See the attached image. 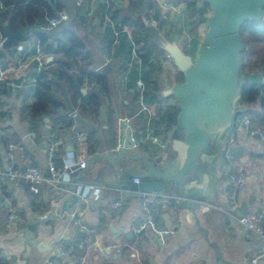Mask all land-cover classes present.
Masks as SVG:
<instances>
[{"label": "crops", "instance_id": "1", "mask_svg": "<svg viewBox=\"0 0 264 264\" xmlns=\"http://www.w3.org/2000/svg\"><path fill=\"white\" fill-rule=\"evenodd\" d=\"M61 1L70 14V21L63 27H72L86 42L87 51L91 54L90 69L96 72L109 69V91L97 111L87 106L85 113L73 104L69 95L59 97L66 107L60 113L71 114L74 126L60 127L57 137L61 138L62 144L56 153V168L64 169L83 158L89 162L84 170L71 175V182L65 188L61 190L45 183L36 195L27 184L0 182V252L12 264H50L56 258L59 244L65 242L72 248L60 257L59 264H254L252 260L263 248L264 238L246 231L238 218L240 214L259 212L264 208V138L251 134L244 126H238V122L242 111L259 110L260 103L242 104L239 96L235 101V109L241 111L237 121L224 129L211 124L210 144L196 154L190 170L180 181L178 175L188 156V138L192 142L197 138L190 135L185 121L179 123L181 109L175 98L164 95L182 83L178 81L180 75L184 77L167 54L166 47L178 46L186 55L193 54L199 60L204 37L209 31L206 21L219 0L198 2V8L209 6L210 15L198 29L200 37L197 42L191 43L192 47L198 45L196 51L189 49L190 43L185 38L188 28L185 23L186 3L157 0L161 17L156 20L152 15L144 20L150 42L166 54L162 61L163 71L153 75L158 83L161 104L163 109H178V114L175 124L161 123L156 128L162 130L158 135L162 146L149 141L148 147H141L137 141L136 146L126 153L117 150V146L123 142L121 137L127 128L132 130L134 138L135 130H140L138 98L135 95L138 89L129 88L127 80L122 78L127 58L125 51L116 46L111 56L106 54L104 34L106 26L111 23L109 19H103V15L109 3L91 0L88 10L84 11L90 24L85 28L75 14V0ZM246 5H252V1ZM260 8L263 17L257 23L264 20V6ZM61 27L51 31L54 37L60 38ZM132 31L124 28L126 39H132ZM242 41L245 49L243 37ZM32 43L30 36H23L16 44H0V57L7 77L14 83V88L0 90L1 107L5 113L0 120V128L5 129L15 147L9 149L2 143L0 131V165H32L48 176V146L55 136L53 122L51 117H46L37 130L32 129L29 108L35 102L33 83L43 72L50 76L51 81H56L54 70L57 67L53 57L45 53L39 56ZM242 53L239 81L243 89L246 83H250V76L243 73ZM38 57L42 66L37 61ZM17 80H22L19 85ZM86 88L85 84L83 95L88 93ZM139 98L143 101L141 95ZM206 107L203 104L198 112L201 128L208 115ZM149 108L152 118L159 119L157 106ZM124 119L130 120L128 126L123 123ZM77 130H85L91 135L96 143L95 153L87 151V137L81 139L74 135ZM230 148L241 150V153L223 158L222 154ZM241 174L244 182L243 188L239 189L233 178ZM134 175H147L149 180L163 182L164 190L156 194L177 198L187 194L190 204L180 206V202L175 200L164 204L155 216L157 230L148 228L137 232L136 228L145 222V214L139 199L122 186V181ZM76 191L83 192L80 202L64 205L65 200H73ZM120 196L125 199V204L116 211L112 203ZM232 196L236 198L237 210L231 209ZM52 206L57 207L56 217L48 225H39L34 244L20 236L33 216L51 211ZM11 215L13 218L10 220ZM75 219L80 220L87 231L77 228ZM80 232L85 236L79 238ZM116 246L122 247V253H117ZM257 264H264V261Z\"/></svg>", "mask_w": 264, "mask_h": 264}, {"label": "trees", "instance_id": "2", "mask_svg": "<svg viewBox=\"0 0 264 264\" xmlns=\"http://www.w3.org/2000/svg\"><path fill=\"white\" fill-rule=\"evenodd\" d=\"M81 1V6H78ZM109 6L106 7L103 19H109L111 25H107L104 38L106 40V54L111 56L112 49L118 47L124 50L127 58L124 64L123 79L127 80L129 88L135 89L140 73L133 61V48L136 46L138 56L143 62L144 69L141 78L146 87L143 101H140L138 91L135 95L138 98V120L140 130H135V138L141 147H148L150 142L146 139L149 132L158 136L162 130H156L161 123L173 125L176 123L178 109L167 107L163 109L161 99L158 95V83L154 81V73L163 71L162 61L166 58L165 52L155 47L150 42L149 33L145 28L144 20L153 15L157 20L161 17L160 6L157 0H106ZM172 1V0H171ZM200 0H174L175 4L182 2L187 5L185 23V38L191 43L197 42L200 37L198 29L205 23L210 15L209 6L204 5L198 8ZM91 0H75L77 10L75 14L80 18L81 24L87 28L90 24L86 21L87 15L84 11L89 7ZM4 9H0V42L2 37H6L5 30L12 33L21 32L24 37H31L33 42H40L42 52L54 58L56 70L54 75L56 81H51L50 76L44 72L38 76L33 83L32 89L35 93V102L29 108L31 118V128L37 130L41 122L46 117H51L53 122V133L58 136L60 127L71 128L74 126V119L71 114L60 113L66 107L59 97L69 95L73 104L80 107V111L87 112V106L94 111L101 106L105 94L109 91V69L102 72L90 69L91 54L87 51L86 42L81 35L72 27H61L59 37H54L53 32H44L42 27L47 23V17H53L59 12L66 11L61 0H0ZM125 27L133 29L132 39H126L123 33ZM119 32L117 38L115 33ZM241 35L244 40L245 49L242 53V70L244 75L262 73L264 77V20L261 22L246 21L241 27ZM118 39V42H116ZM193 55V54H192ZM148 68V70H147ZM179 82L184 81L182 75ZM87 86L88 93L83 95L82 88ZM4 88V86H2ZM260 103L259 110H244L242 116H247L251 120L252 129L262 128L264 130V82L262 84L246 83L241 93V103L250 105ZM0 101V120L4 117L3 107ZM143 105L151 107L157 106V116L155 119L143 110ZM3 130V132H2ZM1 141L9 149L12 138L8 137L5 129L0 128ZM74 133V132H73ZM83 133L88 140V152H96L95 141L85 130H77L74 135ZM146 141V142H145ZM117 146V145H116ZM18 167V166H15ZM59 167V166H58ZM161 209V208H160ZM160 213V210L158 214ZM157 220V217H156ZM157 222V221H156ZM67 249L71 250V245L62 242ZM125 254V253H124ZM56 257L54 260H59ZM0 264H12L0 252Z\"/></svg>", "mask_w": 264, "mask_h": 264}, {"label": "water", "instance_id": "3", "mask_svg": "<svg viewBox=\"0 0 264 264\" xmlns=\"http://www.w3.org/2000/svg\"><path fill=\"white\" fill-rule=\"evenodd\" d=\"M250 1H252V5H246ZM261 6H264V0H219L213 6L211 17L206 21L209 31L204 37L199 60L194 55H186L180 47L175 45H168L165 49L178 70L184 74V82L167 90L164 95L175 98L181 109L179 123L185 121L190 135L197 138L196 142H192L191 138H188V156L178 175L180 181H183L185 174L190 170L196 154L210 144L209 127L211 124L214 123L219 126L218 128L224 129L233 125L241 114V111L235 109V101L241 96L242 91L239 81L241 53L244 50L241 27L246 21L261 20L263 17ZM5 33L7 37L5 44H16L23 38L21 32L12 33L6 29ZM197 47L198 45H194L192 50L196 51ZM21 81L17 80L16 84L19 85ZM249 82L259 85L264 82V78L260 73L252 74L249 77ZM203 104L207 106L208 115L204 121V127L201 128L198 122V112ZM215 111H218L219 114L216 115ZM211 114H215L216 117L215 115L211 117ZM121 138H123V146L119 150L121 153H126L136 146L130 128L125 130ZM235 153H241V150L230 148L222 154V157L225 158L226 155ZM25 169L24 167L23 170ZM152 174L161 177L157 172L152 171ZM48 176H51L50 172H48ZM136 178L140 180L139 184L133 182ZM122 186L125 189L145 193H158L164 190L163 182L149 180L147 175H134L130 179L122 181ZM76 193L73 200H65L64 205L80 202L83 192L76 191ZM181 197L180 206L190 204L187 194L183 193ZM56 210L57 207L52 206L51 211L33 216L20 236L34 244L38 237L39 225L51 223L56 217ZM242 212L245 213V210ZM84 236V232L78 234L79 238Z\"/></svg>", "mask_w": 264, "mask_h": 264}, {"label": "built area", "instance_id": "4", "mask_svg": "<svg viewBox=\"0 0 264 264\" xmlns=\"http://www.w3.org/2000/svg\"><path fill=\"white\" fill-rule=\"evenodd\" d=\"M77 5L81 6V1H78ZM0 9H4V6L1 3H0ZM87 10L88 8L85 11ZM46 20L47 23L42 27V30L44 32H51L57 28H60L61 26H65L70 21V14L67 11H62L53 17H47ZM115 35L118 38L120 33L116 32ZM6 40L7 37H2L0 44L5 43ZM32 47L36 49L39 56L43 54L39 41L33 42ZM136 49L137 48L134 45L132 64L137 66V69L140 73V77L137 80L136 86L138 91L140 92V95L143 97L146 85L141 78V73L144 69V66L141 58L138 56ZM37 61H39L40 62L39 65L42 66V60L40 57L37 58ZM2 86H4L6 90H9L14 88V83L12 82L11 79L7 77L6 69L4 67V62L0 57V90ZM143 110L146 111L152 117V112L149 107L143 105ZM123 123H126V125L128 126L130 120L124 119ZM238 126H244L250 131L251 134H258L264 138V130L262 128L252 129L251 120L247 116L240 118L238 122ZM79 137L81 139L86 138V136L83 133H80ZM146 139L152 142L153 144L162 146L160 137L156 135H152L150 132ZM133 141L135 144H137V140L134 137H133ZM61 144H62L61 138L57 137L56 135L49 142L48 167L51 176H47L42 169L32 165L25 166L26 169L23 170L24 167H15V165L7 163L4 165H0V182L27 184L29 186L30 191L36 195L40 193V190L45 183H48L53 187L62 190L63 188L66 187L67 184L71 182V175H73L74 173L80 170H84L87 167L88 159L83 158L79 160L77 163H70L66 165L64 169L56 168L55 165L56 153L58 150V146ZM122 146H123V142L120 141L117 146V150H120ZM13 148L15 149L14 146H10V149ZM87 149H88V144H87ZM233 180L237 183L239 189L243 188V182H244L243 174L239 175L238 178H233ZM133 182L135 184H139L140 180L136 178L134 179ZM127 192H131L132 195L136 196L139 199V204L145 214V222L142 225H140L138 228H136L137 232H141L148 228L157 230L155 216L156 214H158L160 208L168 202H172L174 200L176 202H181L182 200V198L163 196L156 193H145L135 190H127ZM124 204H125V199L122 196H120L113 201L112 208L118 211L124 206ZM230 204L232 210H237L238 206L236 204L235 196L231 197ZM12 218L13 216L11 215L10 220ZM238 221L239 224L246 231L261 238H264V208L261 209L259 212L240 214ZM74 225L83 231H87V228L82 224L80 220L75 219ZM158 232L160 234L162 233L161 231ZM70 251L71 250L67 249L65 245L61 242L58 246L56 257L60 258ZM116 251L117 253H122L123 249L120 246H116ZM260 261H264V246L261 249L260 253L252 260L254 264H257ZM50 264H59V263L58 260H52Z\"/></svg>", "mask_w": 264, "mask_h": 264}, {"label": "rangeland", "instance_id": "5", "mask_svg": "<svg viewBox=\"0 0 264 264\" xmlns=\"http://www.w3.org/2000/svg\"><path fill=\"white\" fill-rule=\"evenodd\" d=\"M52 33V32H51Z\"/></svg>", "mask_w": 264, "mask_h": 264}]
</instances>
